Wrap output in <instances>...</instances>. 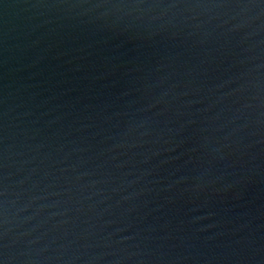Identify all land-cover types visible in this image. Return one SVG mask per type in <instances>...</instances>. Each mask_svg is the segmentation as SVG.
Listing matches in <instances>:
<instances>
[{
  "label": "water",
  "instance_id": "obj_1",
  "mask_svg": "<svg viewBox=\"0 0 264 264\" xmlns=\"http://www.w3.org/2000/svg\"><path fill=\"white\" fill-rule=\"evenodd\" d=\"M0 264H264V0H0Z\"/></svg>",
  "mask_w": 264,
  "mask_h": 264
}]
</instances>
